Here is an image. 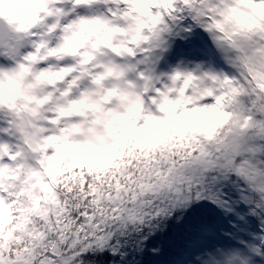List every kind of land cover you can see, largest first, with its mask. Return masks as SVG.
I'll return each instance as SVG.
<instances>
[{"label": "snow or ice", "instance_id": "6c2138e0", "mask_svg": "<svg viewBox=\"0 0 264 264\" xmlns=\"http://www.w3.org/2000/svg\"><path fill=\"white\" fill-rule=\"evenodd\" d=\"M97 2L111 10L122 0ZM240 2L167 0L159 17L155 8L147 13L162 21L148 25L140 58L117 72L136 80L124 79L109 95L124 89L120 99L133 96L143 119L166 132L150 148L132 143L113 155L106 133L89 129L74 159L53 170L45 133L58 130L43 125L57 121L27 104L0 103V173L14 181L0 179V264H221L226 253L230 264H264V24L259 42L251 33L228 44L214 35ZM252 6L264 7V0ZM256 15L264 19V10ZM22 48L23 39L0 25V64ZM184 60L205 62L183 72L186 81L227 86L225 97H215L226 104L196 109L219 111L227 120L222 127L162 128L188 115L175 112L179 101L165 83L180 71L163 75ZM4 75L0 68V83ZM34 87L27 85L22 99L40 104L28 92Z\"/></svg>", "mask_w": 264, "mask_h": 264}, {"label": "clouds", "instance_id": "9594fccd", "mask_svg": "<svg viewBox=\"0 0 264 264\" xmlns=\"http://www.w3.org/2000/svg\"><path fill=\"white\" fill-rule=\"evenodd\" d=\"M166 2L149 0L146 4L145 0H122L111 5L110 10L108 4L97 0L79 4L76 0H0V25L6 33L11 28L13 36L23 39L20 54L6 58L0 64L5 72L0 83V103L5 107L9 103L27 104L57 121V124L43 125L47 129L58 130L45 133L47 147L52 150L49 164L53 170L74 159L77 153L75 144L89 129L106 133L113 155L132 143L138 148H150L165 138V131L143 119V106L137 108L133 96L121 100L124 89H117L113 95L109 93L124 79L136 80L131 73L118 78L117 72L121 66L135 63L140 58V50L148 45L151 36L148 25L156 27L162 21V18L154 21L147 13L155 8L159 17ZM256 4L259 0H242L233 4L237 13L233 19L222 21L223 31L214 33L218 40L228 44L233 39H242L239 33L243 32L255 35L259 42L264 19L256 13L264 7L252 6ZM116 28L121 31H116ZM208 35L211 37L212 34ZM3 50L10 51L7 39ZM24 55L31 58L25 60ZM198 63L203 65L205 62L177 61L163 73L167 78L180 71L181 75L175 80L165 79V83L171 89L170 96L179 101L172 105L175 112L182 114L186 109L188 113L183 121L176 119L173 124L163 125V129L200 122L217 129L226 124V117L219 111H196L197 108L212 106L219 109L227 103L222 98L217 104L215 98L226 96V85L215 82L196 84L183 78V72L194 70ZM21 64L24 69L20 68ZM229 71L237 75L235 70ZM13 72L17 76L10 80ZM137 83L141 82L137 80ZM17 84L22 87L18 89ZM29 84L35 85L28 92L38 95L42 101L40 104L22 99L21 93ZM194 84L197 88L208 86L215 91L213 95H204L202 91L194 90ZM9 139L5 136V140ZM11 143L15 144L16 140H11ZM10 176L8 171L0 173L5 184L14 182ZM231 261L232 256L227 253L221 257V264H230Z\"/></svg>", "mask_w": 264, "mask_h": 264}]
</instances>
